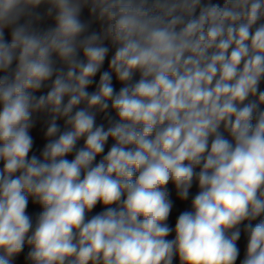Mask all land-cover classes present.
I'll use <instances>...</instances> for the list:
<instances>
[{"label":"clouds","instance_id":"clouds-1","mask_svg":"<svg viewBox=\"0 0 264 264\" xmlns=\"http://www.w3.org/2000/svg\"><path fill=\"white\" fill-rule=\"evenodd\" d=\"M0 264H264V0H0Z\"/></svg>","mask_w":264,"mask_h":264}]
</instances>
